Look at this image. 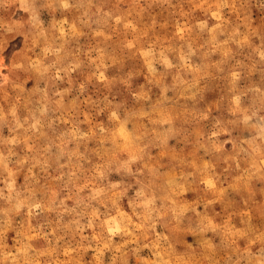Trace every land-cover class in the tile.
<instances>
[{
	"label": "rangeland",
	"instance_id": "obj_1",
	"mask_svg": "<svg viewBox=\"0 0 264 264\" xmlns=\"http://www.w3.org/2000/svg\"><path fill=\"white\" fill-rule=\"evenodd\" d=\"M0 264H264V0H0Z\"/></svg>",
	"mask_w": 264,
	"mask_h": 264
}]
</instances>
